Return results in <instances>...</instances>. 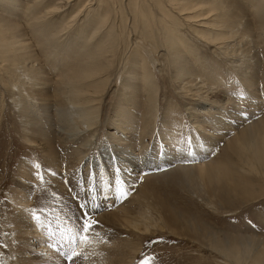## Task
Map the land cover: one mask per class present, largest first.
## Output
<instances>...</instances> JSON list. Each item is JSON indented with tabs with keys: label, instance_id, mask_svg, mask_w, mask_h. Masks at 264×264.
Wrapping results in <instances>:
<instances>
[{
	"label": "bare ground",
	"instance_id": "6f19581e",
	"mask_svg": "<svg viewBox=\"0 0 264 264\" xmlns=\"http://www.w3.org/2000/svg\"><path fill=\"white\" fill-rule=\"evenodd\" d=\"M249 1L253 6L250 4L246 7L240 0H0V80L3 84L17 88V102L21 105L20 111L24 113L25 131L29 132L26 135L27 140L40 147L47 157L58 158L61 155L56 151V137L58 141L67 145L69 142H77L79 145L74 148L75 159L76 162L83 161V166L86 167L83 171L85 175L89 174L88 171L96 172L100 169L114 172L115 168L121 166L132 171L133 178H129L130 181L138 173L144 172L146 167L151 170L153 167L168 165L174 156L155 164V159L151 157L158 159L161 152L155 155L153 147L151 153L148 152L150 149H147L150 144L146 142L148 131L142 128L138 136L139 133L133 130L131 124H134L138 117L133 111L136 108L128 106L134 102L138 94L132 96L131 92H126V88L136 89L135 85L138 81L141 82L142 87L137 91L148 95L144 115L151 112L149 122L152 130L158 121L157 102L160 95V84L153 70L156 62L169 74L185 100L189 102L196 100L194 112L195 106L202 104L200 101L203 97L217 92L222 96L219 93L221 84L219 80H222V77L217 76L220 64L214 63L206 70V58L193 59V56L200 52L195 44L191 46L194 40L201 42L203 46L206 45L208 49L214 48V55L216 57L220 55L222 60L228 61L226 64L240 74L246 88H253L258 75V70L252 66L256 54L247 51L246 46L247 41L252 39L254 29H258L262 36L264 35V0ZM249 10H252L258 19L257 27L254 29L247 17ZM188 33L192 36L191 40L187 38ZM158 49H161V54L158 53ZM43 59L52 66L53 72L64 69L53 80L57 85L54 94L44 92V87H50L52 83L47 78L49 76L42 63ZM258 65L260 66L259 63ZM125 74L128 75L124 77ZM117 78L121 79L120 83L116 82ZM115 84L119 93L114 97L112 109L113 115L119 117L112 120L115 130L110 132L109 140H113L117 146L119 142L120 145L121 143L124 145L121 148L114 147L115 150L110 146H101L98 148L99 156L91 158L87 155L88 150L92 145L95 147L94 143L99 142V132L103 130V124L110 122L109 119L102 120V109L110 87ZM32 100H36L46 112H51L54 107L58 115V124L54 119L49 120V128L36 123L34 121L36 119L30 115L34 103ZM36 109L33 110L36 112ZM121 109L128 111L120 116ZM208 111L204 114L210 115L212 120L221 117L217 120L222 123L221 129L228 127L220 110ZM217 112L218 117H215ZM129 116L132 117L128 118ZM126 118L128 120H125ZM201 123L200 119L195 123L196 131L205 128ZM56 125L58 130L55 129ZM202 132L207 135L204 130ZM32 133L37 137L32 139ZM42 134L46 136L42 138ZM170 135L169 133L166 139H170ZM227 145L226 151H229L232 158H230L232 163L229 162L232 165L230 172L223 168L226 166L225 163L218 162L214 165L201 164L198 174L208 181L211 189H217L219 195L226 197L229 202V199L240 196H243L241 199H246L251 196V192L253 196L263 195L264 187L260 183L264 184V120L239 130L236 136L228 140ZM166 152L165 150L161 156ZM141 155H144L143 160L139 159ZM24 172L30 174L28 171ZM252 175L258 177L257 185L251 180ZM22 180L23 177L17 185L19 188L15 196L17 211L13 223L21 239L19 248L29 264L39 262L57 264V260L53 258L52 240L47 239V233L41 235L40 232L44 230L40 229L39 220H30L28 217L34 191L21 183ZM86 181L89 182L88 178ZM99 190L93 191L92 195L96 199L94 202L97 203L93 205L90 202L87 209L97 218L96 221L105 223L100 226L104 230L101 232L99 230L100 233L95 234V237L102 238L111 223L113 224L111 227L126 226L135 231L134 233L150 231L149 226L143 228L132 223L129 220L130 214L124 219L125 216L117 213V210L101 212L100 208L98 212L99 201L107 195L103 189ZM70 194L68 195L75 204L74 194L71 196ZM113 197L111 195L108 199L113 200ZM166 211L167 220L164 217V221L155 222V226L171 227L170 224L176 221L178 215L173 214L169 208H166ZM150 221L146 220L148 224ZM64 222L70 227L65 225L66 229H71L70 239L75 235L73 222L68 220ZM88 240L91 241L89 237ZM202 240L230 259L233 264H264V251L256 255L253 261L245 260L246 254L252 249L248 243L245 245L235 239L225 241L204 229ZM89 242L86 246L80 247V251L86 247L83 254L90 257L87 261L96 263L98 258L93 259L92 255L97 252L98 247ZM131 246L132 244L127 247ZM63 248L67 250L63 244L59 245L61 252L64 251ZM133 254H129L128 259H132ZM20 264L24 262L21 260Z\"/></svg>",
	"mask_w": 264,
	"mask_h": 264
},
{
	"label": "rangeland",
	"instance_id": "374dc122",
	"mask_svg": "<svg viewBox=\"0 0 264 264\" xmlns=\"http://www.w3.org/2000/svg\"><path fill=\"white\" fill-rule=\"evenodd\" d=\"M240 2L242 5L244 3L246 7L247 5L249 7L250 4L253 6L249 0H240ZM249 12H247V17L254 29L257 27L258 19L252 10ZM187 38L191 40V34ZM251 38L247 41L246 47L247 51H252L251 54H256V60L252 62V66L258 70V75L254 80L255 85L250 89L246 88L244 81H241L240 74L226 64L228 61L222 60L220 55L219 57L214 55V48L208 49L201 42L192 41L191 46L195 44L196 48L199 47L200 50L197 56H193V59L206 58V70L214 63L220 64L217 76L222 77V80H219L221 81L219 93L222 96H219L217 92L203 97L200 101L202 104L195 106L196 112L193 110L196 100L190 102L185 100L176 89L169 74L156 62L153 70L157 74L156 80L160 84V95L157 102L158 121L154 124L155 130L150 129L151 112L144 115L147 110L145 102L148 95L140 90L137 91L142 87L141 82L138 81L135 85L136 89L126 88V92H131L132 96L138 94L134 102L128 106L136 108V111H133L138 117L135 119V123L131 124L133 130L139 133L138 136L141 134L142 128L148 131L146 137V142L150 144L147 147V149L150 148L148 152L151 153L152 147L155 150V155L158 152H161L162 155L165 150L167 151L164 156L160 155L158 159L151 157L155 159V164L161 163L162 159L174 156L173 161L168 165L153 167L151 170L146 167L144 172L135 174V178L130 181L128 179L133 178L132 171L121 166L115 168L114 172L110 170L113 174L108 170L100 169L96 172L95 170L94 172L88 171L91 176L85 175L83 171L86 167L83 166V161L76 162L75 159V149L79 145L77 142H69L67 145L58 141L59 139L56 137L55 147L61 157H47L42 153L40 147L27 140L26 135L29 132L25 131L24 113L20 111L22 110L21 105L17 102V88L3 84L0 80V264H20L21 260L24 264H29L28 259L24 257L23 251L19 248L21 239L13 225L17 211L15 201V196L19 191L17 185L22 177L21 183L34 191L30 200L31 209L28 217L30 220L37 221L30 218L33 212L40 217L39 226L44 230L40 233L41 235L47 233V239L52 240L53 258L57 260V264H72L65 258V255L72 250L73 245L70 242L72 238L69 239L71 229H66L68 225L64 221L68 220L74 225L75 218L81 215L79 205L87 198L89 203L96 204L97 202H94L96 199L92 195L93 191L100 188L107 195L99 201L98 212L100 210L101 212H116L115 210H117V213L125 216L124 219H127L130 214L129 220L132 223L143 228L149 226L150 231L134 233L135 231H131L126 226L111 227L113 225L111 223L102 238L98 239L95 234L103 231L104 228H100V226L105 224L99 220L92 232L88 234L91 239L89 243L98 247L97 252L92 255L93 259L98 258V260L96 263H89L87 259L90 257H85L83 254L86 247L80 251V247L86 246L88 243H81L75 247V251L82 254L76 259L75 264H139L145 258H149L150 264H233L230 259L203 242L202 229L225 241L235 239L245 245L248 243L253 250L251 249L246 254L245 260L253 261L256 255L264 251V194L253 196V192H251V196L246 199H241L240 197L243 196H240L229 199V202L226 197L219 195L217 189H211L208 181L198 174V170L202 167L201 164L214 165L218 162L225 163L226 166L223 168L230 172L232 158L229 151H226L228 140L236 136L238 131L244 127L264 120V35L262 36L258 29H254ZM158 53L161 54V49H158ZM42 63L49 76L47 78L52 83L50 87H44V92L48 91L54 94L57 85L53 80L64 69L60 72H53L52 66L46 60L43 59ZM5 78L7 80L8 76ZM138 79L140 78L138 77ZM120 81L121 79H116V82L120 83ZM217 89L214 88V90ZM118 93L115 84L110 87L109 93L105 97L102 120L109 119L110 122L103 124V130L99 132V142L94 143L95 147L92 145L88 150L87 155H90L91 158L99 156L98 148L101 146H110L113 149L114 147L121 148L124 145L122 143L120 145L119 142L117 146V143L115 145L113 140H109L110 132L115 130L112 120L119 117L113 115L114 109H112L114 97ZM213 100H217V102H213ZM32 102L34 103H32L31 109L37 108L38 112L31 110L30 115L36 119L34 120L36 123L49 128V122L54 119L58 124V115L54 107L51 112H46L36 100H32ZM222 105H224V110ZM208 110H220L228 127L221 129L222 123L217 121L221 117L212 120L210 115L204 114L209 112ZM125 111L128 110L121 109L120 116L124 115ZM215 117H218V112ZM215 117L212 116V118ZM199 119L202 120L201 124L205 128L196 131L195 123ZM57 127L56 125L55 129ZM203 130L207 135L202 132ZM169 133L171 137L166 139ZM35 136V133H32V139ZM44 136L46 135H41L42 138ZM138 138L136 137V139ZM123 148L126 149L125 146ZM144 155H141L139 159L143 160ZM57 162H60V166ZM238 163L243 166L240 162ZM90 169H92L91 165ZM24 171H28L30 174H26ZM251 180L256 185L259 183H256L258 177L254 175L251 176ZM260 184L264 187V184ZM255 190L256 188L253 189V191ZM71 191L76 193H71ZM89 192L92 199L89 197ZM70 193L74 194L72 197L76 201V205L72 203L68 195ZM111 195L114 196L113 200L108 199ZM166 208L178 215L176 221L170 224L171 227L155 226V222L164 221V217L167 220ZM147 219L148 222L151 219L150 224L146 222ZM128 225L130 224L128 223ZM61 244L70 251L63 248L64 251L61 252L59 249ZM131 244V248H128L127 246ZM129 254H133L132 259H128Z\"/></svg>",
	"mask_w": 264,
	"mask_h": 264
},
{
	"label": "snow or ice",
	"instance_id": "6c2138e0",
	"mask_svg": "<svg viewBox=\"0 0 264 264\" xmlns=\"http://www.w3.org/2000/svg\"><path fill=\"white\" fill-rule=\"evenodd\" d=\"M190 143V142H189ZM89 197L91 198V193L89 192ZM89 208V200L85 199L82 204L79 205L81 215L75 218V224L73 226V230L75 231V235L72 237V250L70 253L65 255V258L75 264L76 259L80 257L82 254L75 251V247L80 243H88V234L92 232L94 227L99 223L92 216L91 212L87 211ZM33 219L39 220L40 217L36 215L35 212L32 213ZM150 242V241H149ZM139 264H150L149 258H145L141 260Z\"/></svg>",
	"mask_w": 264,
	"mask_h": 264
}]
</instances>
